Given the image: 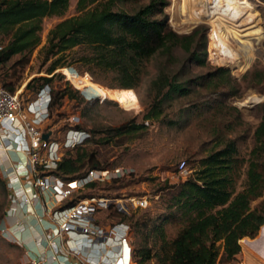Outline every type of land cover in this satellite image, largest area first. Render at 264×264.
Here are the masks:
<instances>
[{"label": "rangeland", "instance_id": "obj_1", "mask_svg": "<svg viewBox=\"0 0 264 264\" xmlns=\"http://www.w3.org/2000/svg\"><path fill=\"white\" fill-rule=\"evenodd\" d=\"M146 2H119L113 10L131 13ZM75 4L76 0H69L61 17L42 18L39 44L27 55H14L0 64V86L11 88L25 103L35 96V89L42 82L37 78L51 79L45 85L49 89V98L51 92L57 95L48 110L45 130L59 141L72 125L88 133L89 141L80 147L86 150H77V153L92 151L94 160L112 177L95 181L93 187L77 189L72 193V199L144 197V205L130 209L125 218L129 225V243L133 257L139 250L149 251L150 258L143 264H161L169 242L183 224L180 214L168 206V198L179 182L194 176L200 158L232 139L237 156L242 160L234 177V192L244 185L245 161L253 144L252 131L258 122L256 104L264 100V2L168 0L163 11L172 29L187 32L193 26L203 24L206 32L209 30L211 59L206 49L208 66H190L185 78L203 75L213 68H227L229 75L224 76L230 81L235 95L222 99L217 92L194 87L187 96L164 101L161 115L151 121H143L142 115L151 102L148 80L154 72L153 61L145 64L146 73L130 89L119 87L120 81L112 73L97 72L92 76L86 71L85 66L75 61L84 54L83 48L49 57L41 50L47 32L54 24L78 13ZM5 41L1 39L0 44ZM176 54L179 58L184 55L179 51ZM55 60L49 72L48 68ZM243 64L247 65L239 69ZM64 89L70 90L73 98L59 97ZM218 104L223 108H216ZM129 121L142 123L144 127L136 133L98 143L106 128ZM74 154L72 150L63 156ZM181 160L185 162V168L178 171L177 164ZM85 168L84 164L80 170ZM116 170L123 173L113 177ZM259 200L251 201L250 206L254 207ZM9 207V191L0 175V264H22V247L3 227ZM96 216L101 221L106 218L116 220L111 212H100ZM258 231L251 241L238 240L239 251L231 260L217 258L215 264H264V259L255 252L264 246V226ZM215 245L219 255L221 242Z\"/></svg>", "mask_w": 264, "mask_h": 264}, {"label": "trees", "instance_id": "obj_2", "mask_svg": "<svg viewBox=\"0 0 264 264\" xmlns=\"http://www.w3.org/2000/svg\"><path fill=\"white\" fill-rule=\"evenodd\" d=\"M68 1L0 0V41L6 39L0 44V64L14 55L25 56L34 49L40 41L42 18L61 17ZM130 1L137 0H76L78 13L55 23L48 30L41 50L49 57L83 48L84 54L75 61L85 66L86 71L92 76L97 72L112 73L119 79V87L130 89L146 73L145 64L153 61L154 72L148 80L151 102L142 115L143 121L157 120L164 101L187 96L194 87L217 92L222 99L235 95L224 76L229 75L227 68H213L203 75L185 78L190 66H208L206 49L211 59L209 30L206 32L203 24L187 32L172 29L163 11L168 0H147L131 13L113 10L116 3ZM177 51L184 54L182 58L177 56ZM55 63L56 60L48 68L49 72ZM245 65L238 68L243 69ZM37 79L42 82L35 92L51 80L48 77ZM6 90L13 92L9 87ZM51 93L48 110L57 95ZM64 95L73 98L68 89L60 92L59 97ZM219 105L216 108L220 110L223 105ZM256 110L258 122L252 131L253 144L245 161L243 187L234 192V177L242 160L237 156L232 139L200 158L194 176L179 182L168 198V206L180 214L183 224L169 242L161 264H215L217 258L229 261L239 251L238 240H253L250 238L264 226V100L256 104ZM70 127L80 129L75 125ZM143 127L142 123L129 121L106 128L97 141L108 142L114 137L136 133ZM88 141L86 137L81 145ZM81 145L63 152L74 150L75 154L66 157L62 154L53 175L71 180L84 176L89 169H103L94 160L92 151L77 153V150H86L80 148ZM84 164L86 168L80 170ZM94 182H87L84 187H93ZM255 199L260 200L251 207ZM76 201L71 195L63 206ZM116 216L125 221L126 215ZM218 241L221 242L219 255L215 245ZM133 258L136 264H143L150 253L142 249Z\"/></svg>", "mask_w": 264, "mask_h": 264}, {"label": "built area", "instance_id": "obj_3", "mask_svg": "<svg viewBox=\"0 0 264 264\" xmlns=\"http://www.w3.org/2000/svg\"><path fill=\"white\" fill-rule=\"evenodd\" d=\"M49 99L47 86L40 88L25 103L19 100L17 93L0 86V150H18L25 154L29 169L23 170L22 177L28 186L36 190L28 196L22 185H14L15 178L8 179L6 186L11 192L10 205L18 201L32 207L36 194L47 192L56 203L40 216L36 215V220L48 246L52 247L54 240H57L53 250L55 255H64L73 264H135L129 243V225L126 221L118 220L116 215H127L130 209L142 207L145 198L92 197L63 206L72 193L87 182L101 181L110 178L111 174L104 169H89L84 176L71 180H63L52 174L63 152L81 145L87 133L69 127L61 141L53 138L52 133L44 127L48 120ZM44 134L46 138H43ZM184 168L185 162L181 160L177 169L181 171ZM122 173L116 170L113 177ZM1 174L5 175L6 172L0 167ZM100 212H111L116 220L108 221L106 218L101 221L96 216ZM43 219L47 221L43 222ZM22 264H43V259L27 256ZM55 264L62 262L56 261Z\"/></svg>", "mask_w": 264, "mask_h": 264}, {"label": "crops", "instance_id": "obj_4", "mask_svg": "<svg viewBox=\"0 0 264 264\" xmlns=\"http://www.w3.org/2000/svg\"><path fill=\"white\" fill-rule=\"evenodd\" d=\"M0 167L6 172L5 175H3L4 173L1 174L5 182L8 179L15 178L14 185H22L24 192L28 196L36 192L34 188L24 182L25 179L22 177L23 170L29 169L25 154L18 150H0ZM32 203L33 208L30 204L18 201L10 205L3 222L5 231L9 232L13 239L22 247L24 258L27 256H39L43 259V264H55L56 261L62 262V264H73L70 258L65 259L64 255L59 253L55 255L56 253H53L57 240H54L52 247L48 246L40 224L36 220V217L40 216L45 209L56 203L54 198L47 192H42L36 194ZM42 221L45 222L47 220L43 219Z\"/></svg>", "mask_w": 264, "mask_h": 264}, {"label": "bare ground", "instance_id": "obj_5", "mask_svg": "<svg viewBox=\"0 0 264 264\" xmlns=\"http://www.w3.org/2000/svg\"><path fill=\"white\" fill-rule=\"evenodd\" d=\"M261 228H262V226H261ZM261 228H260V230H261ZM255 252L258 254V256H260L262 259H264V246L261 248V250L255 251Z\"/></svg>", "mask_w": 264, "mask_h": 264}, {"label": "water", "instance_id": "obj_6", "mask_svg": "<svg viewBox=\"0 0 264 264\" xmlns=\"http://www.w3.org/2000/svg\"><path fill=\"white\" fill-rule=\"evenodd\" d=\"M43 138H46V134L43 135Z\"/></svg>", "mask_w": 264, "mask_h": 264}]
</instances>
